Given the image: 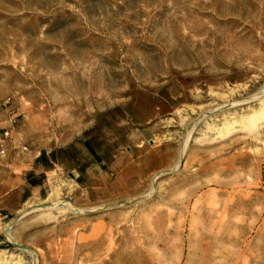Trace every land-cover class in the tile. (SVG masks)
Instances as JSON below:
<instances>
[{
    "label": "rangeland",
    "instance_id": "obj_1",
    "mask_svg": "<svg viewBox=\"0 0 264 264\" xmlns=\"http://www.w3.org/2000/svg\"><path fill=\"white\" fill-rule=\"evenodd\" d=\"M50 251L264 264V0H0V261Z\"/></svg>",
    "mask_w": 264,
    "mask_h": 264
},
{
    "label": "bare ground",
    "instance_id": "obj_2",
    "mask_svg": "<svg viewBox=\"0 0 264 264\" xmlns=\"http://www.w3.org/2000/svg\"><path fill=\"white\" fill-rule=\"evenodd\" d=\"M261 115V113H254L253 115H251L250 116V119H249V121L250 122H255L257 119H258V117ZM229 124V123H228ZM227 128V127H226ZM51 209H54V210H58V211H72V210H74L73 209V207L70 205V204H68V203H64V202H61V201H55V202H53V203H51L50 205H47V207H43V208H41V210H43V211H45V210H51ZM37 210V209H36ZM30 211H32V210H30ZM57 211V212H58ZM77 211H79V210H77ZM26 212V211H25ZM52 212V211H51ZM60 214V213H59ZM50 215V214H49ZM41 216V215H40ZM43 216V215H42ZM45 217H46V214L44 215ZM51 216H52V213H51ZM38 219V218H37ZM40 220H41V217H40ZM48 221H50V219L48 220ZM117 228V227H116ZM118 229V228H117ZM8 234V233H7ZM10 239H11V236L9 237ZM44 244H46L45 242H44ZM47 246V245H46ZM37 253V252H36ZM31 254V253H30ZM34 256H35V253H34V255L33 254H31V258H32V264H52L53 263V257H52V255H51V251L49 252V255H48V257L47 258H43V256L40 254L39 256H37V257H39L38 259L36 258H34ZM42 256V257H41ZM17 259H16V261L13 263V264H25V262L23 261V259L21 258V257H16ZM46 260H48V262L46 263ZM9 263H11V262H5L4 264H9ZM0 264H3V263H1V261H0Z\"/></svg>",
    "mask_w": 264,
    "mask_h": 264
},
{
    "label": "built area",
    "instance_id": "obj_3",
    "mask_svg": "<svg viewBox=\"0 0 264 264\" xmlns=\"http://www.w3.org/2000/svg\"><path fill=\"white\" fill-rule=\"evenodd\" d=\"M3 135H4V138H5V139H8V137H9V131L6 130V131L3 133ZM3 153H4V149L1 150V154H3Z\"/></svg>",
    "mask_w": 264,
    "mask_h": 264
}]
</instances>
